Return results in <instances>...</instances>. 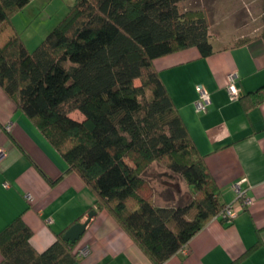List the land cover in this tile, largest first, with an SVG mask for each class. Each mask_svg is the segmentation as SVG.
Listing matches in <instances>:
<instances>
[{
  "label": "trees",
  "instance_id": "16d2710c",
  "mask_svg": "<svg viewBox=\"0 0 264 264\" xmlns=\"http://www.w3.org/2000/svg\"><path fill=\"white\" fill-rule=\"evenodd\" d=\"M31 1L0 0V87L85 183L96 208L152 264H165L225 206L153 65L190 48L210 56L206 18L181 14L178 4L188 0H75L30 51L11 19ZM153 163L184 180L186 204H155L145 178ZM63 235L39 253L19 215L0 232V264H75L77 242Z\"/></svg>",
  "mask_w": 264,
  "mask_h": 264
},
{
  "label": "crops",
  "instance_id": "0c3cea01",
  "mask_svg": "<svg viewBox=\"0 0 264 264\" xmlns=\"http://www.w3.org/2000/svg\"><path fill=\"white\" fill-rule=\"evenodd\" d=\"M39 1L32 0L11 19L30 51L41 41L39 30L31 29L33 20L41 23L40 7L43 12L47 7L56 11L55 0H46L47 5ZM29 29L33 36L23 39L22 33ZM28 43L34 48L29 49ZM211 44L213 53L208 57L190 48L157 58L153 65L204 157L221 202L234 203L236 216L231 223L211 219L186 244V252L179 251L165 264H264V38L241 46ZM230 73L236 74L243 99L232 101L227 94ZM197 85L210 96L205 113L194 108ZM0 151V232L21 215L32 232V247L41 253L93 211L73 249L75 264H152L115 219L96 208L85 183L67 172L61 157L1 87ZM242 179L241 188L251 200L247 207L235 203L233 185ZM82 250L87 251L85 256H79Z\"/></svg>",
  "mask_w": 264,
  "mask_h": 264
},
{
  "label": "rangeland",
  "instance_id": "374dc122",
  "mask_svg": "<svg viewBox=\"0 0 264 264\" xmlns=\"http://www.w3.org/2000/svg\"><path fill=\"white\" fill-rule=\"evenodd\" d=\"M48 1L45 0L42 3L40 0L39 4L47 5ZM74 1L55 0L52 2L56 7L54 12L49 7L43 12L40 7L41 23L38 25L33 20L34 23L31 26L32 30H39L37 35L41 37V41L38 43H41L65 18ZM34 6H37V3H34ZM178 9L181 14L189 12L203 14L209 25L210 41L217 48L235 46L243 40H252L260 36L264 30V0H188L179 3ZM31 29L22 33L23 39L28 40L33 36ZM38 43L35 44V48ZM31 45L33 44L28 43L29 49L34 48ZM135 83L138 85L139 81ZM70 116L74 119L82 118L78 112H72ZM146 174L145 178L152 186L156 205H183L190 200V190L184 180L179 175L172 174L162 164L153 163ZM167 198H173V200L166 201Z\"/></svg>",
  "mask_w": 264,
  "mask_h": 264
},
{
  "label": "built area",
  "instance_id": "2783aa9c",
  "mask_svg": "<svg viewBox=\"0 0 264 264\" xmlns=\"http://www.w3.org/2000/svg\"><path fill=\"white\" fill-rule=\"evenodd\" d=\"M236 74L230 73L227 76V85L225 87L227 94L229 95L232 101H236L239 99V93L236 88ZM197 93V99L194 102V108L197 113H205L210 105V96L208 92L201 86L197 85L195 87ZM11 125L6 126V130L10 131ZM2 152L0 151V156ZM245 182L244 179L239 180L233 185V190L236 195L235 203L240 204L243 207H247L251 204V200L246 195V189L241 188L242 183ZM6 186V184H5ZM30 196H27V200H30ZM236 216L235 212V204H228L225 205L222 211L218 214L217 217L223 219L224 223H231ZM186 247H184L181 251H185ZM87 254L86 250H82L79 252V256H85Z\"/></svg>",
  "mask_w": 264,
  "mask_h": 264
},
{
  "label": "water",
  "instance_id": "95a60500",
  "mask_svg": "<svg viewBox=\"0 0 264 264\" xmlns=\"http://www.w3.org/2000/svg\"><path fill=\"white\" fill-rule=\"evenodd\" d=\"M94 215L95 212L92 211L87 215L86 220H84L83 222H77L70 228H68V230H66L63 235V240L69 242L70 244H75L85 232L87 225Z\"/></svg>",
  "mask_w": 264,
  "mask_h": 264
}]
</instances>
